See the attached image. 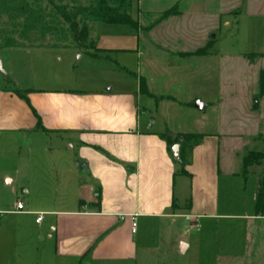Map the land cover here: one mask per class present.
I'll return each mask as SVG.
<instances>
[{
  "label": "crops",
  "instance_id": "obj_1",
  "mask_svg": "<svg viewBox=\"0 0 264 264\" xmlns=\"http://www.w3.org/2000/svg\"><path fill=\"white\" fill-rule=\"evenodd\" d=\"M252 1L131 0L134 16L176 13L150 27L153 40L141 27L94 22L97 55L77 49L76 59L86 57L112 81L81 86L68 77L27 89L13 84L28 103L0 87V147L10 144L20 156L15 174L3 176L15 186L12 204L0 207V264H146L154 256L187 252L181 231L175 249L166 241L174 225L208 231L234 217L264 220L255 211L256 191L246 216L230 212L238 206L228 196L230 182L222 199V182L242 172L246 143L236 129L201 132L183 164L160 137L165 123L157 116L158 105L151 116L140 107L146 102L141 79L147 77L157 93L171 94L179 76L199 70L206 56L213 58L211 50L196 51L222 18L244 7L256 19L264 15L256 4L248 10ZM204 20L207 28L199 37L197 26ZM98 23L113 29L99 35ZM181 150L179 145L178 158ZM219 251L218 260L226 252Z\"/></svg>",
  "mask_w": 264,
  "mask_h": 264
},
{
  "label": "rangeland",
  "instance_id": "obj_2",
  "mask_svg": "<svg viewBox=\"0 0 264 264\" xmlns=\"http://www.w3.org/2000/svg\"><path fill=\"white\" fill-rule=\"evenodd\" d=\"M89 2L91 0H52L50 4L48 0H0V87L11 88L15 84L21 89L41 88L63 82L68 77L77 80L81 86L90 85L95 80L99 84L102 80L112 81L111 75L107 79L108 74L90 64L86 57L77 61L78 48L67 24L54 7L56 4L70 8ZM255 6L264 9V0L252 1V4H248V10ZM244 9L239 14L222 18L220 27L211 30L212 35L209 30L206 32L205 44L198 50L203 53L211 50L215 53L213 58L206 56L198 63L199 70H188L183 77L179 76L176 79L179 84L173 86L171 94L160 86L159 89L165 92L157 93L156 86L144 77L142 91L146 92V102L140 106L151 116L154 113L153 104L158 105L156 113L158 118L164 120L165 133L200 137L205 130L236 129L246 143L242 154L253 151L262 155L259 165L247 168L246 177L241 172L221 184L224 199V188L230 182L228 196L238 202V206L230 212L241 216H246L254 208L252 197L257 188V177L264 169V99L258 101L257 109L252 107L254 94L258 90V72L264 68V15L256 19L246 14ZM160 14L141 12L131 16L137 27L145 29L146 38L153 40L149 29L157 23ZM207 21H201V25L199 23L196 27L199 37L202 29L206 30ZM88 24L89 38L92 40L94 22ZM96 27L99 35L109 34L113 29L101 23ZM196 28L193 30L195 34ZM214 39L216 41L213 43ZM191 42L188 48L192 46ZM158 48L162 49L164 45L159 43ZM165 48L169 50L170 47ZM128 70L135 73V68ZM195 101L206 104V108L198 110L194 107ZM170 127L173 128L172 132ZM18 153V149L10 144L0 147L2 208L13 202L10 191L15 184H7L3 176L15 174V165H19L20 161ZM182 228L174 225L166 241L175 249L176 236L181 231V238L188 245L187 252L170 255V258L154 256L146 264H264V220L248 222L243 217H234L222 220L219 226H215L216 229L208 231L202 227ZM145 239L154 242V237L147 236ZM217 251H226L220 260L216 258Z\"/></svg>",
  "mask_w": 264,
  "mask_h": 264
},
{
  "label": "trees",
  "instance_id": "obj_3",
  "mask_svg": "<svg viewBox=\"0 0 264 264\" xmlns=\"http://www.w3.org/2000/svg\"><path fill=\"white\" fill-rule=\"evenodd\" d=\"M51 4L52 0H48ZM57 13L68 26L71 38L75 46L88 54L97 55L95 43L89 38V22H103L106 24H126L137 27L136 21L131 16V0H91L87 5H73L67 8L65 5H54ZM21 8V7H20ZM19 8V10H21ZM176 13L175 10H166L160 14L158 21ZM94 50V52H90ZM197 53H203L199 50ZM189 54V53H188ZM143 79H141V88ZM14 94L23 98L27 103V97L14 85L9 89ZM144 92V91H143ZM146 93V92H145ZM264 96V68L258 72V90L253 97V109H257L258 101ZM160 137L165 140L168 150L172 145L179 143L182 150L177 161L186 164L185 154H189L193 144L199 141L200 137L192 134H169L161 133ZM194 137H196L194 139ZM194 139V140H193ZM260 153L253 151L247 152L242 156V174L246 176L247 168L251 165H259ZM264 169L257 177V188L255 192V211L259 215H264Z\"/></svg>",
  "mask_w": 264,
  "mask_h": 264
},
{
  "label": "water",
  "instance_id": "obj_4",
  "mask_svg": "<svg viewBox=\"0 0 264 264\" xmlns=\"http://www.w3.org/2000/svg\"><path fill=\"white\" fill-rule=\"evenodd\" d=\"M204 105L205 104L200 102V101L194 102V107L197 108L198 110H201V111L203 110ZM178 147H179V143H175L171 147V152H172L174 159H178Z\"/></svg>",
  "mask_w": 264,
  "mask_h": 264
},
{
  "label": "built area",
  "instance_id": "obj_5",
  "mask_svg": "<svg viewBox=\"0 0 264 264\" xmlns=\"http://www.w3.org/2000/svg\"><path fill=\"white\" fill-rule=\"evenodd\" d=\"M16 209L17 210H21V209H23V203L21 202V201H18L17 203H16ZM40 216L39 217H37L36 218V221H39L40 220ZM134 219V218H133ZM134 227H135V223L133 222L132 223V231H134Z\"/></svg>",
  "mask_w": 264,
  "mask_h": 264
}]
</instances>
